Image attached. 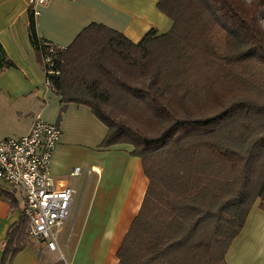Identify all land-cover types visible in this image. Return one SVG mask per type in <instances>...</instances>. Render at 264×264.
<instances>
[{
	"label": "trees",
	"instance_id": "obj_1",
	"mask_svg": "<svg viewBox=\"0 0 264 264\" xmlns=\"http://www.w3.org/2000/svg\"><path fill=\"white\" fill-rule=\"evenodd\" d=\"M156 6L170 27L137 42L84 27L57 51L50 87L106 126L100 148L126 145L141 161L147 186L117 264H227L249 209L264 208V0ZM27 33L42 57L32 7ZM11 65L0 44V69ZM26 224L10 226L0 264L29 242Z\"/></svg>",
	"mask_w": 264,
	"mask_h": 264
},
{
	"label": "crops",
	"instance_id": "obj_2",
	"mask_svg": "<svg viewBox=\"0 0 264 264\" xmlns=\"http://www.w3.org/2000/svg\"><path fill=\"white\" fill-rule=\"evenodd\" d=\"M29 7L37 36L63 47L91 23L103 24L137 42L151 28L166 31L170 19L157 8L156 0H46L42 4L0 0V44L13 62L0 69V139L26 133L37 116L55 123L60 133L51 153L50 172L75 189L71 208L79 188L72 180L83 179L64 243L61 236L66 221L59 232V253L26 234L25 247L8 254L2 264H53L58 259L64 264H117L116 251L139 209L147 177L139 157L128 153V146L99 147L107 128L87 105L62 103L55 89L43 84L41 54L28 39ZM74 166L83 169L79 176L69 174ZM106 172L114 175L103 180ZM22 202L19 187L0 181V263L6 234L21 218ZM82 203L84 213H79ZM73 236V248L64 254L60 248ZM224 258L227 264H264V208L259 199Z\"/></svg>",
	"mask_w": 264,
	"mask_h": 264
},
{
	"label": "built area",
	"instance_id": "obj_3",
	"mask_svg": "<svg viewBox=\"0 0 264 264\" xmlns=\"http://www.w3.org/2000/svg\"><path fill=\"white\" fill-rule=\"evenodd\" d=\"M45 1L31 0L38 4ZM62 48L52 42L46 43L41 57L47 74L43 80L46 87H50V78L58 74L55 55ZM59 133L57 124L37 116L26 133L0 139V181L22 190L26 234L43 242L50 250L59 249V232L69 216L75 193L64 179L50 172L51 153ZM82 171L80 166H74L69 174L79 176Z\"/></svg>",
	"mask_w": 264,
	"mask_h": 264
},
{
	"label": "rangeland",
	"instance_id": "obj_4",
	"mask_svg": "<svg viewBox=\"0 0 264 264\" xmlns=\"http://www.w3.org/2000/svg\"><path fill=\"white\" fill-rule=\"evenodd\" d=\"M264 22V21H263ZM8 135H10V136H12L13 134H7L6 136H8ZM114 174H111L110 172H106L105 174H104V176H103V180H105V179H108L110 176H113ZM93 177V176H92ZM91 177V178H92ZM82 182H83V179L81 178L80 180H77V179H74V180H72V183H73V185L77 188V186L79 187V188H77V192H76V194H75V201H74V204H73V206H72V208H71V210H70V213H69V216H68V218H67V220H66V222H65V230H64V232H63V234H62V236H61V242L62 243H64V241L66 240V235H67V232L69 233V228H70V226H71V223L74 221V216H75V208H76V204H77V201H78V199H79V195H80V192H81V189H80V187L82 186ZM23 203V202H22ZM80 211H82V213H84V204L82 203V205L80 206V210H79V213H80ZM78 217V216H77ZM77 217H75V222L77 221ZM75 236H73V237H71L70 238V240L68 241L69 242V244L68 245H62L61 246V248H60V250L62 251V252H64V254H66L67 253V249H68V247L71 249V248H73V241L75 240ZM61 243V244H62ZM55 252H57V253H59L57 250H55ZM78 255H79V251H78ZM88 257V255H87V252H86V258Z\"/></svg>",
	"mask_w": 264,
	"mask_h": 264
}]
</instances>
